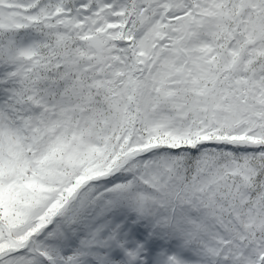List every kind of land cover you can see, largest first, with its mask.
<instances>
[{
	"label": "snow or ice",
	"instance_id": "snow-or-ice-1",
	"mask_svg": "<svg viewBox=\"0 0 264 264\" xmlns=\"http://www.w3.org/2000/svg\"><path fill=\"white\" fill-rule=\"evenodd\" d=\"M0 264H264V0H0Z\"/></svg>",
	"mask_w": 264,
	"mask_h": 264
}]
</instances>
